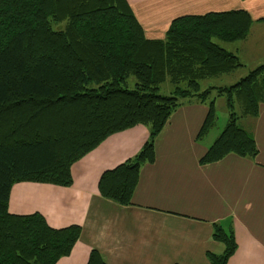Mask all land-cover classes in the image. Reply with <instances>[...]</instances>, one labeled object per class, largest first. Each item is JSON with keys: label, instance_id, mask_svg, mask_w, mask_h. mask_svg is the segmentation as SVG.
<instances>
[{"label": "trees", "instance_id": "trees-1", "mask_svg": "<svg viewBox=\"0 0 264 264\" xmlns=\"http://www.w3.org/2000/svg\"><path fill=\"white\" fill-rule=\"evenodd\" d=\"M253 22L242 9L185 15L154 39L127 0H0V264H56L82 231L53 228L40 213H10L15 183L70 186L75 162L110 135L145 125L150 135L139 153L98 184L104 198L132 205L141 166L154 162L155 139L186 98L208 103L200 136L216 124L211 96L227 101L228 122L202 162L255 157L256 140L239 122L264 103V64L229 86L201 84L243 67L214 38L245 39ZM167 80L172 95L159 93ZM213 236L225 249L208 257L226 264L237 249L234 231L215 224ZM87 264L106 262L92 250Z\"/></svg>", "mask_w": 264, "mask_h": 264}, {"label": "crops", "instance_id": "crops-1", "mask_svg": "<svg viewBox=\"0 0 264 264\" xmlns=\"http://www.w3.org/2000/svg\"><path fill=\"white\" fill-rule=\"evenodd\" d=\"M127 1L154 39L163 38L181 16L238 9L250 13L254 22L247 37L223 45L243 64L232 72L239 75L224 74L209 85H232L264 64V0ZM208 109V103L188 98L172 113L155 139L154 162L141 166L132 205L104 198L98 184L103 172L139 153L150 135L145 125L110 135L75 162L70 186L15 183L10 213H40L53 228L81 226L71 254L56 264H87L92 250L106 264H212L208 254L225 249L214 239L215 224L234 231L237 249L226 264H264V103L257 117L239 122L253 134L256 156L230 153L204 163L202 157L228 122H217L200 136Z\"/></svg>", "mask_w": 264, "mask_h": 264}, {"label": "rangeland", "instance_id": "rangeland-1", "mask_svg": "<svg viewBox=\"0 0 264 264\" xmlns=\"http://www.w3.org/2000/svg\"><path fill=\"white\" fill-rule=\"evenodd\" d=\"M214 41L216 43L220 44L221 46L226 44L225 42H222L218 38H214ZM263 63H264V61H263ZM238 69H240V68H238ZM242 73H246V72L242 71ZM237 74L239 75L238 72L232 73L230 75H226V77H223V78H232V77L234 78ZM237 79L234 81H237ZM213 83H219V82L216 79H206V80L201 81L203 88L210 86L209 84H213ZM135 84H136L135 77H130L128 79V86L130 88H133V87H135ZM159 93L163 94V95H172L173 94L172 83L169 80H167L166 82L161 84L160 89H159ZM213 97L215 99V104H216V115H217L216 123L219 122L218 124L220 126H222V125H224L225 121H227V119H229V111H228V107H227V101H226V98L224 96L216 98L215 94H213L211 96V98H213ZM186 99H188V98H186Z\"/></svg>", "mask_w": 264, "mask_h": 264}]
</instances>
